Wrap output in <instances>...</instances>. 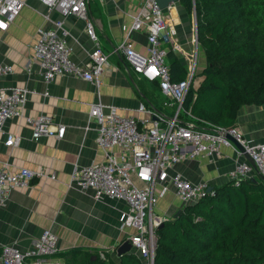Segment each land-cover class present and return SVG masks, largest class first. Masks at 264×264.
<instances>
[{
  "label": "crops",
  "instance_id": "crops-1",
  "mask_svg": "<svg viewBox=\"0 0 264 264\" xmlns=\"http://www.w3.org/2000/svg\"><path fill=\"white\" fill-rule=\"evenodd\" d=\"M20 1L23 6L19 15L5 32H0V63L13 69L12 74L1 79V85L27 89L30 93L24 108L25 116H50L54 125L65 127V135L62 140L42 137L33 141L24 119L6 122L3 131L20 137V144L12 150L0 146V167L7 166L10 171L19 168L41 171L47 178H36L30 188L8 194L6 204L0 207V247L15 244L21 250L30 248L36 244L41 232L49 229L58 238L63 264V255L73 250L98 257L107 250L106 255L118 262L116 247L135 233L132 229L119 228L120 217L127 211L126 204L108 198L95 200L91 191L84 192L70 185V178L75 167L82 168L103 160V151L96 142L97 125L89 122L91 104L101 102L104 113L113 107L119 116L135 118L139 127H147L154 119L153 113L170 112L159 105V96L154 97L155 103L145 99L143 78L126 65L122 53L114 52L129 33L140 7L139 1L87 0L89 19L110 62L100 76L98 86L71 76H57L50 84L43 81L38 66L30 62L38 28H51L53 22L62 21L59 34L72 49V59L78 64L87 60L92 43L85 34L84 22L49 12L38 0ZM164 15L168 30L176 31L173 41L167 43L165 49L179 62L186 76L194 46L191 39L193 19L179 2L165 9ZM129 38L134 52L146 57V34L132 32ZM201 55V67L196 76L205 66L203 53ZM232 127L246 140L264 143V106L242 107ZM244 160V156L223 147L219 159H185L168 173L169 176L180 174L191 183L206 182L214 188L228 182L235 163ZM51 175L55 176L54 180L49 179ZM252 177L260 178L257 173ZM159 191L160 186H156L155 193ZM183 206L170 187L165 196L158 199L154 213L166 220Z\"/></svg>",
  "mask_w": 264,
  "mask_h": 264
},
{
  "label": "built area",
  "instance_id": "built-area-1",
  "mask_svg": "<svg viewBox=\"0 0 264 264\" xmlns=\"http://www.w3.org/2000/svg\"><path fill=\"white\" fill-rule=\"evenodd\" d=\"M38 1L49 12H56L62 18L73 17L84 22L85 34L92 43L87 60L78 64L72 59V49L59 34L62 21L53 22L51 28H38L30 62L38 66L43 81L50 84L57 76H71L98 86L99 78L110 62L89 19L87 0ZM138 1L140 7L129 33L114 52L124 55L126 65L135 74L149 82H157L166 99L164 106H174L175 109L172 114L153 113L154 119L148 126L139 127L135 118L119 116L113 107L104 113L101 102L91 104L89 122L97 125L96 142L103 151V160L82 168L75 167L70 185L84 192L91 191L95 200L108 198L124 202L127 211L120 217L119 228L135 231L126 238L131 251L141 264H154L156 230L164 221L153 212L158 199L164 197L170 187L184 205L213 193V190L207 193L208 183H191L180 174L169 176V170L185 159H219L223 147L243 157L238 145L252 160L254 168L247 160L236 162L229 172V181L239 186L243 179L257 173L264 183V143L246 140L234 127L213 126L198 120L190 112H184L183 102L196 77V53L192 55L186 77L173 81L166 63L165 45L173 41L176 31L173 28L168 30L164 10L156 0ZM22 6L20 0H0V32L9 28ZM132 32L146 34V57L132 49L129 38ZM12 72L10 65L0 63V81ZM29 93L25 88H4L0 82V146L12 150L20 144V137L3 131L11 119H24L33 141L42 137L64 138L65 127L54 125L50 116H25ZM36 178H47V175L26 168L10 171L7 166L0 167V207L6 204L11 191L30 188ZM49 179L54 180L55 176L51 175ZM156 186H160L158 193H155ZM107 253V250L99 253V258L105 260ZM0 264H63L59 257L58 238L51 230L45 229L30 248L21 250L15 244L3 245L0 247Z\"/></svg>",
  "mask_w": 264,
  "mask_h": 264
},
{
  "label": "trees",
  "instance_id": "trees-1",
  "mask_svg": "<svg viewBox=\"0 0 264 264\" xmlns=\"http://www.w3.org/2000/svg\"><path fill=\"white\" fill-rule=\"evenodd\" d=\"M195 19L197 44L205 60L199 90L189 89L184 112L217 127H232L244 106H264V0H178ZM171 79L185 70L169 52ZM143 96L164 106L158 83L143 79ZM157 102V100H156ZM154 264H264V183L252 177L228 181L213 193L184 205L156 230ZM64 264H141L134 254L105 260L80 250Z\"/></svg>",
  "mask_w": 264,
  "mask_h": 264
},
{
  "label": "water",
  "instance_id": "water-1",
  "mask_svg": "<svg viewBox=\"0 0 264 264\" xmlns=\"http://www.w3.org/2000/svg\"><path fill=\"white\" fill-rule=\"evenodd\" d=\"M157 4L159 5V7L162 10L167 9L171 4H175L178 2V0H156ZM194 23H195V19H193ZM195 30H196V23H195ZM197 34V33H196ZM205 80V76L203 75H198L194 78L193 82H192V90L194 92H197L202 84V82ZM237 148L239 149V151L243 154L244 158L250 163V165L254 168V164L252 162V160L248 157V155H246L243 151V149L241 147H239L237 145ZM213 190V187H209L207 190V193H210ZM176 215V214H175ZM162 226V223L159 225L158 228H160ZM132 248H131V244L128 241H124L122 244H120L119 246L116 247L115 249V253L116 256L118 258L127 255V254H132L131 252Z\"/></svg>",
  "mask_w": 264,
  "mask_h": 264
},
{
  "label": "rangeland",
  "instance_id": "rangeland-1",
  "mask_svg": "<svg viewBox=\"0 0 264 264\" xmlns=\"http://www.w3.org/2000/svg\"><path fill=\"white\" fill-rule=\"evenodd\" d=\"M194 22V21H193ZM194 25V31H193V35H192V41H193V50H192V55L195 56L194 54L196 53V71H198V69H200L201 67V60H202V53L200 51V47L195 45V40H197V34H196V30H195V23H193ZM154 212V210H153ZM155 214V213H154Z\"/></svg>",
  "mask_w": 264,
  "mask_h": 264
}]
</instances>
